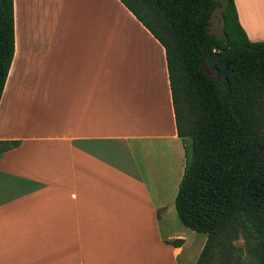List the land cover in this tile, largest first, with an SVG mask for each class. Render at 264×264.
<instances>
[{"label": "crops", "instance_id": "obj_1", "mask_svg": "<svg viewBox=\"0 0 264 264\" xmlns=\"http://www.w3.org/2000/svg\"><path fill=\"white\" fill-rule=\"evenodd\" d=\"M264 41V0H233ZM0 264H195L164 49L119 0H12ZM179 241L174 245L171 241ZM205 264H220L207 260Z\"/></svg>", "mask_w": 264, "mask_h": 264}, {"label": "trees", "instance_id": "obj_2", "mask_svg": "<svg viewBox=\"0 0 264 264\" xmlns=\"http://www.w3.org/2000/svg\"><path fill=\"white\" fill-rule=\"evenodd\" d=\"M164 49L184 164L174 197L180 223L205 234L195 264H235L240 248L264 264V41H250L233 0L208 32L216 0H119ZM215 55L208 72L204 60ZM13 55L12 0H0V95ZM18 140L0 139V153ZM242 234L246 244L234 247ZM171 241L172 244H178Z\"/></svg>", "mask_w": 264, "mask_h": 264}, {"label": "rangeland", "instance_id": "obj_3", "mask_svg": "<svg viewBox=\"0 0 264 264\" xmlns=\"http://www.w3.org/2000/svg\"><path fill=\"white\" fill-rule=\"evenodd\" d=\"M217 3H219L214 10L212 11V14L209 19V25H208V32L216 37H221V17H220V11L224 4V0H216ZM238 238V237H237ZM233 242V241H232ZM233 255H238L240 257L239 260H235V264H251L247 259L245 258V254L243 250L240 248L239 250L235 251Z\"/></svg>", "mask_w": 264, "mask_h": 264}, {"label": "water", "instance_id": "obj_4", "mask_svg": "<svg viewBox=\"0 0 264 264\" xmlns=\"http://www.w3.org/2000/svg\"><path fill=\"white\" fill-rule=\"evenodd\" d=\"M215 57H216V54L215 55L208 54L206 56L205 60H204V65L207 66L209 69L216 71V73L219 76H223L224 75V72H225L226 66L221 71H217L215 69V67L213 66V62H214Z\"/></svg>", "mask_w": 264, "mask_h": 264}, {"label": "clouds", "instance_id": "obj_5", "mask_svg": "<svg viewBox=\"0 0 264 264\" xmlns=\"http://www.w3.org/2000/svg\"><path fill=\"white\" fill-rule=\"evenodd\" d=\"M232 243L234 247H242L246 244V241L244 240L242 234H238V238L234 240Z\"/></svg>", "mask_w": 264, "mask_h": 264}, {"label": "flooded vegetation", "instance_id": "obj_6", "mask_svg": "<svg viewBox=\"0 0 264 264\" xmlns=\"http://www.w3.org/2000/svg\"><path fill=\"white\" fill-rule=\"evenodd\" d=\"M206 68H207V70H208V72H211V69H209L207 66H206ZM218 75V74H217ZM219 76V75H218Z\"/></svg>", "mask_w": 264, "mask_h": 264}]
</instances>
